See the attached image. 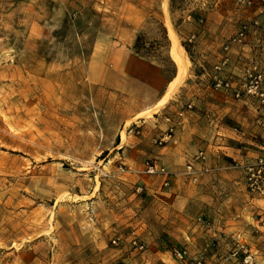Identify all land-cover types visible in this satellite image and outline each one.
I'll list each match as a JSON object with an SVG mask.
<instances>
[{"label":"rangeland","instance_id":"374dc122","mask_svg":"<svg viewBox=\"0 0 264 264\" xmlns=\"http://www.w3.org/2000/svg\"><path fill=\"white\" fill-rule=\"evenodd\" d=\"M167 23L190 61L171 95ZM179 111L215 127L207 171L184 175L186 212ZM210 202L226 223L217 239L196 221L214 220ZM157 242L178 264L174 250L208 248L264 264V0H0V264H152Z\"/></svg>","mask_w":264,"mask_h":264},{"label":"crops","instance_id":"0c3cea01","mask_svg":"<svg viewBox=\"0 0 264 264\" xmlns=\"http://www.w3.org/2000/svg\"><path fill=\"white\" fill-rule=\"evenodd\" d=\"M177 103L176 107L178 108L183 102L178 101ZM205 117L193 111H186L176 125V203H182L184 212L188 211L191 208L192 202L195 201V194L184 193L185 187L191 186L183 174L185 160L203 146H207L208 151L211 153L216 151V147H210L206 142L210 141L212 135L214 136L213 130H215V127L212 126V121H210L211 124L204 121ZM203 182H206V178L203 179ZM203 190L205 191L206 188ZM204 191H199L200 194L197 198L208 203L209 201L206 195H204ZM200 208L202 214L205 213L207 217L211 216L214 219L209 222V230L206 232L210 233L211 237H214L213 239L220 238V232L221 234H225L226 223L220 221L221 216L217 215L218 212H222V208L212 205L211 202L209 204H201ZM201 228L203 229V227ZM154 245H156V251L152 252V256L154 257L152 264H178L177 262L175 263L170 250L166 249L164 242H157ZM205 247L208 248V244ZM208 251L210 253L207 252L204 256L203 264L227 263V257L224 254L219 252L213 253L211 248H208ZM198 252L191 254L190 257L197 256Z\"/></svg>","mask_w":264,"mask_h":264},{"label":"built area","instance_id":"2783aa9c","mask_svg":"<svg viewBox=\"0 0 264 264\" xmlns=\"http://www.w3.org/2000/svg\"><path fill=\"white\" fill-rule=\"evenodd\" d=\"M260 76H257V79H259ZM259 80L254 81L253 86H249L247 91L251 92V88H253L254 90L257 88V82ZM225 86H228V84L226 83ZM238 94V93H237ZM187 108H190V105H187ZM183 116V112L179 111L177 113V117L181 118ZM165 120H168V118L166 117ZM174 135V129L173 127H169L167 128L163 135L158 139V144H162V143H166L168 140H170ZM206 159V155L204 153L203 150H198L196 151L192 156H190L189 160L187 161L186 165H185V170H184V175L187 176L191 182H196L197 178L199 176L200 173L202 172H206L207 169L205 167H203V163L205 162ZM196 165H198L199 167L197 168ZM260 167L257 168L256 172L257 174H259L261 172L262 169V161L259 162ZM118 169L120 171L123 170L122 166H119ZM246 171L247 172H251V176L254 175V170L252 167H246ZM143 172L146 175H159V176H163L164 180H163V185L164 186H168L169 184V171L167 170L166 167L162 166V165H158L155 162H152L151 160H146L144 162L143 165ZM251 178H249L250 180ZM197 223L204 227V228H209L210 224L208 221H206L205 219H203L202 217H198L196 219ZM111 244L112 245H117L118 244V240L117 239H112L111 240ZM130 247L133 248L136 251H144L145 246L142 242L136 240V239H132L129 242ZM173 255L175 257V259L180 263V264H203V257L201 255H197L195 257H190L187 253V251L185 249H176L173 251Z\"/></svg>","mask_w":264,"mask_h":264},{"label":"bare ground","instance_id":"6f19581e","mask_svg":"<svg viewBox=\"0 0 264 264\" xmlns=\"http://www.w3.org/2000/svg\"><path fill=\"white\" fill-rule=\"evenodd\" d=\"M167 35L171 43L170 54L177 67V74L168 85V94L171 93L175 87L180 84L188 74L189 69V58L186 54L185 49L180 44L177 35L174 33L169 23L166 25ZM175 91V90H174ZM163 96L159 103L164 102L168 96ZM171 95V94H169ZM167 101V100H166Z\"/></svg>","mask_w":264,"mask_h":264}]
</instances>
